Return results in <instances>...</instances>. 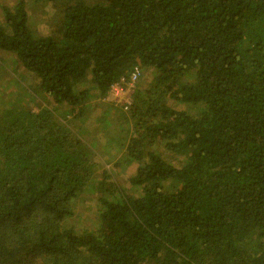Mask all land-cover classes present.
<instances>
[{
    "label": "trees",
    "instance_id": "1",
    "mask_svg": "<svg viewBox=\"0 0 264 264\" xmlns=\"http://www.w3.org/2000/svg\"><path fill=\"white\" fill-rule=\"evenodd\" d=\"M32 1L47 33L0 3V264H264V0ZM135 66L110 161L83 122Z\"/></svg>",
    "mask_w": 264,
    "mask_h": 264
},
{
    "label": "rangeland",
    "instance_id": "2",
    "mask_svg": "<svg viewBox=\"0 0 264 264\" xmlns=\"http://www.w3.org/2000/svg\"><path fill=\"white\" fill-rule=\"evenodd\" d=\"M15 0H0V3L9 2L12 3ZM27 2V10H28V27L35 33H47L51 27L53 26L55 20L58 18L59 13L58 9L54 8V6L51 3H41V2H35L32 0H26ZM0 56L4 58V60L7 62L8 68H14V64L12 62V56H8V54L4 52H0ZM17 68V74L22 73L24 78H26V82L28 84L32 83L33 76L31 74H28L26 71L22 69V67H16ZM2 78H7V76L2 75ZM6 80V79H5ZM1 81V80H0ZM32 81V82H31ZM143 87V84L141 85V88ZM9 90L8 88L5 89ZM95 105L97 103L94 102ZM99 103V102H98ZM95 107H92V105L88 108V114L89 118L84 120L83 124L86 126L88 130H94L98 129L97 133L95 134V137L97 139V135L99 133V128H101L102 120H103V104L99 103ZM123 109V108H122ZM126 111L127 109H123ZM87 139H91L92 132L90 134H86ZM97 145V144H96ZM101 145V144H100ZM98 146H96L97 148ZM101 157L103 158V150L97 151ZM118 172H116V180L120 183L125 182L126 176L130 173V167H117ZM94 198L89 197L88 195L84 194L80 199H75L73 204V214L68 219L69 224H73L77 229L86 228L89 229L94 224L95 219V213H96V205H95Z\"/></svg>",
    "mask_w": 264,
    "mask_h": 264
},
{
    "label": "crops",
    "instance_id": "3",
    "mask_svg": "<svg viewBox=\"0 0 264 264\" xmlns=\"http://www.w3.org/2000/svg\"><path fill=\"white\" fill-rule=\"evenodd\" d=\"M133 90H129L127 96L132 95ZM103 104V120L102 127L99 128L97 135V145L99 150H103V155L110 156V161L118 157L122 152V145L118 146L119 141L123 143V124L119 121L115 109L121 110V105L115 104L110 92L101 100H97ZM117 113V112H116ZM123 128V129H122ZM101 144V145H100Z\"/></svg>",
    "mask_w": 264,
    "mask_h": 264
},
{
    "label": "built area",
    "instance_id": "4",
    "mask_svg": "<svg viewBox=\"0 0 264 264\" xmlns=\"http://www.w3.org/2000/svg\"><path fill=\"white\" fill-rule=\"evenodd\" d=\"M139 74L140 69L138 66H135L127 79H121L109 88L113 101H115V104L121 105L123 109H127L130 105L131 97L127 96V93L129 90L134 89Z\"/></svg>",
    "mask_w": 264,
    "mask_h": 264
}]
</instances>
